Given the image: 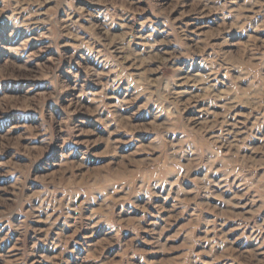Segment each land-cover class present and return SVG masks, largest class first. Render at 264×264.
I'll list each match as a JSON object with an SVG mask.
<instances>
[{
  "label": "rangeland",
  "instance_id": "rangeland-1",
  "mask_svg": "<svg viewBox=\"0 0 264 264\" xmlns=\"http://www.w3.org/2000/svg\"><path fill=\"white\" fill-rule=\"evenodd\" d=\"M0 264H264V0H0Z\"/></svg>",
  "mask_w": 264,
  "mask_h": 264
}]
</instances>
